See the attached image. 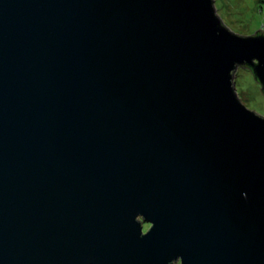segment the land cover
Masks as SVG:
<instances>
[{
	"label": "water",
	"instance_id": "1",
	"mask_svg": "<svg viewBox=\"0 0 264 264\" xmlns=\"http://www.w3.org/2000/svg\"><path fill=\"white\" fill-rule=\"evenodd\" d=\"M236 65L212 0H0V264H264Z\"/></svg>",
	"mask_w": 264,
	"mask_h": 264
},
{
	"label": "rangeland",
	"instance_id": "2",
	"mask_svg": "<svg viewBox=\"0 0 264 264\" xmlns=\"http://www.w3.org/2000/svg\"><path fill=\"white\" fill-rule=\"evenodd\" d=\"M212 6L220 21L240 33H252L261 29L264 33V0H212ZM232 82L245 108L264 117V92L253 79L251 72L236 65ZM170 264H179L178 261Z\"/></svg>",
	"mask_w": 264,
	"mask_h": 264
},
{
	"label": "trees",
	"instance_id": "3",
	"mask_svg": "<svg viewBox=\"0 0 264 264\" xmlns=\"http://www.w3.org/2000/svg\"><path fill=\"white\" fill-rule=\"evenodd\" d=\"M247 69H248V68H247ZM248 70L251 72L250 69H248ZM251 74H252V72H251ZM252 76H253V75H252ZM260 89H261L262 92H264V88H260ZM145 226H146V224H143V225H142V229H144Z\"/></svg>",
	"mask_w": 264,
	"mask_h": 264
},
{
	"label": "flooded vegetation",
	"instance_id": "4",
	"mask_svg": "<svg viewBox=\"0 0 264 264\" xmlns=\"http://www.w3.org/2000/svg\"><path fill=\"white\" fill-rule=\"evenodd\" d=\"M147 226H148V224H146V226L144 227V229H145ZM144 229H142V230H144Z\"/></svg>",
	"mask_w": 264,
	"mask_h": 264
}]
</instances>
